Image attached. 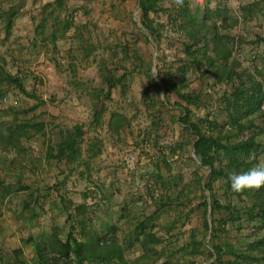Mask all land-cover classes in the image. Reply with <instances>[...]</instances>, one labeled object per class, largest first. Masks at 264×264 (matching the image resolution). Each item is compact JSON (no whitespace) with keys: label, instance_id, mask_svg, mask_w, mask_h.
<instances>
[{"label":"trees","instance_id":"1","mask_svg":"<svg viewBox=\"0 0 264 264\" xmlns=\"http://www.w3.org/2000/svg\"><path fill=\"white\" fill-rule=\"evenodd\" d=\"M136 1L142 27L151 43L158 44L161 32L156 26L155 15L164 0ZM4 2L8 6H3ZM20 2H0V27L5 28L6 36L17 18L15 8ZM187 4L188 0L180 10L172 6L168 17L180 35L184 57L177 68V75L175 78L172 76L174 80L162 77L160 84L166 97L172 95L176 98L175 105L181 108L177 118L182 128L193 135V164L187 166L192 174L190 182L181 184L183 177L178 172L181 164L177 165V174L173 176L176 181L163 177L159 172L154 173L147 182L150 186L146 185L153 206L142 207V210L150 211L149 214L140 219L136 202L126 203L119 209L122 222L111 221L103 231L93 224L94 214L100 205H90L86 200L89 195H95L94 192L81 193L82 200L79 202H74L57 185L50 187L51 190L48 189L43 196L38 191L28 192L26 204H39L41 196L57 200L59 212L64 214V222L68 224L64 240L60 238L61 227L55 224L37 238L26 240L33 245L34 264H179L181 261L174 256L178 254L182 258L185 251L187 257H191L186 264H202L209 259L211 264H264V187L236 193L231 190L228 179L231 173L246 171L264 160V71L241 61L240 39L233 34V27L227 25L228 21L218 23L215 10L205 9L201 13L197 8L190 11ZM92 27L95 25L89 26L87 21L77 19L75 10H69L65 0H53L42 6L41 18L34 25L33 40L43 42L46 53L61 57L57 42L69 37L71 44L62 56L68 69L75 74L76 61L88 59L101 47L92 35ZM122 51L123 54L128 53L127 48ZM140 63L134 66L140 67L142 61ZM119 66L123 71L118 74L107 65L99 67L101 83L91 93L93 112L89 123L61 128L56 138L49 137L44 149L47 158L64 160L65 164L81 163L89 171V159L99 154L102 146L100 140H96L86 149L82 148L89 131L105 130L108 137L118 144L125 143L128 133L133 134L131 119L124 106L108 107L113 89L120 88L125 96L128 91V72L126 67ZM189 71L208 87L222 88L218 99L221 104L215 110L201 115L190 109L191 106L208 108V101L202 98V91L186 90ZM24 81L25 77L19 73L13 74L4 68L0 70L1 90L13 86L24 96L39 100L34 89H26ZM74 84L79 86L81 82L75 81ZM2 97L0 94V99ZM3 110H7L3 113H8L11 107ZM31 110L13 113L15 120L8 125L0 123V143L5 153L24 157L30 152L24 146L26 141L44 130L43 122L17 119V114H26ZM171 150L170 153L175 151ZM83 151L88 154L87 159L81 157ZM162 159L161 164L168 171L170 163L167 155L164 154ZM201 168H205V173L201 172ZM216 181L218 187L214 184ZM205 190L209 192L208 196ZM171 194H175L173 198ZM190 194L200 199L198 206L203 208L202 224L201 228L192 225L188 229V239L180 243L178 239H172L170 231L176 223L183 228L185 218L188 219L182 200L186 196L188 200ZM166 217L172 219L162 223ZM198 233L201 236L197 237ZM206 236L209 237L207 248L202 240ZM224 254L228 256L226 261L222 260ZM0 264H5L3 258Z\"/></svg>","mask_w":264,"mask_h":264},{"label":"crops","instance_id":"2","mask_svg":"<svg viewBox=\"0 0 264 264\" xmlns=\"http://www.w3.org/2000/svg\"><path fill=\"white\" fill-rule=\"evenodd\" d=\"M108 1L116 5L120 3V6L126 7L127 11H129V7L131 6L137 7L136 0ZM46 2L42 3V5ZM213 3L215 7L212 10L217 12V22L221 23L222 21V23L225 24V21H228L227 25L233 27V34L240 39L239 56L240 59H242L241 61L247 66L256 65L264 71V0H239L240 6L238 10H233V8L229 7L228 0H213ZM76 18L81 20L79 16ZM231 22H233L232 25H230ZM121 31H119L114 38L107 37L108 33L105 35L103 34V37H101V28L92 27V35L95 40L100 42L101 46L109 45L104 44L107 42H119L120 45L123 44L126 40L124 39L125 37L120 34ZM138 31L139 29L133 30V32ZM33 33L34 27H11L9 34L6 36L5 28L0 27V70L4 68L13 74L19 73V75L25 77L24 82L26 89H34L36 91L35 93L39 96V100H36L22 95L20 101L23 99L25 103L27 102L25 109L31 108L32 110L28 111L26 114H17V119L43 122L45 125L43 130L45 135H43V131H41V133L35 134L24 144L30 151L26 153L24 157L15 156L12 152L5 153L0 143V241H12L10 248L0 247V259L3 258L5 264H34L35 251L33 245L27 243L26 240L28 238H37L40 233L47 232L53 224L61 227L62 233L60 238L62 240L65 239L68 231V224L64 222V214L59 212L60 207L58 201L54 199L50 200L48 196L45 198L42 197L43 194H47L50 187L57 185L59 190L66 192L74 202L82 200L81 193L85 191L94 192L95 195H89L86 200L90 205L94 203L100 205L98 208L99 210L94 214L93 224L96 229L103 231L106 230L108 223L111 221H118L119 224L122 222L119 209L126 203L136 202L138 207L137 215L140 219H142L144 214H149L150 211L142 210V207L145 208L146 205H151L153 202V199L147 194L146 185L148 184L147 182H149L148 179L152 177L154 173L159 172L163 177L174 180L175 178L173 176L176 175L178 171L176 168L171 167L167 171L161 164L163 156L158 155L141 157L136 167L129 168L127 166V168L116 155L110 157V154L104 153L102 144L101 152L90 158L88 162V178L91 180V184L85 189L79 190L77 194H74L75 191L73 189H75L76 181L79 180L78 174L81 176L87 175L85 172L87 167L81 163L65 164L64 160L47 158L44 152L46 142H48L49 138L47 129L48 122H50V120L56 121L59 113L57 106H54V101L58 99L59 91L47 92L48 90L45 84L48 82L47 78L49 72L45 71L44 66L48 67V65H50L49 61H51L57 72L61 74H64L63 72L66 73V76H64L67 78V83L74 93L80 94L81 90L80 85L75 86V79L68 73V65L65 63L67 61L64 60L62 56L64 54L63 52L70 46L71 40L69 37L58 40L57 45L59 55L61 56L59 57L46 53V45L38 40L34 41ZM141 33L140 37H137V43L142 42V40L151 43V39L146 31L142 30ZM120 35L122 37H120ZM133 35L131 34L130 37ZM128 40L127 38V43L130 41L132 42V40L134 41V39ZM42 45H45V47ZM24 56L26 57L25 60H23ZM31 57L38 58L40 66H35L38 61H30ZM53 57L56 58L54 59ZM131 59L132 61L134 59L138 60L136 57ZM46 62L48 64H46ZM134 64L131 67L132 69ZM126 71L130 73V70L127 68ZM186 77H188V73ZM1 87L2 86H0V88ZM1 91L3 92L1 93ZM11 92L19 93L13 86L4 87L3 90L0 89V94L3 95L0 99V109L3 110L11 107L8 113H3L7 110H0V123H3V125H8L13 122L15 120V114L13 113L23 110L24 108L21 106L22 102L19 103L13 98ZM19 94L21 95V93ZM15 98H17V96ZM91 102L93 104V99H91ZM58 107H60V105ZM90 118L87 123H89ZM103 133L108 136L105 130ZM129 134L130 133H128V135ZM91 140L92 139H84L83 143H87L86 145H88L96 140H100L101 143L104 142L103 138L99 136L93 137V141ZM110 140L114 146L120 148L129 145H137V140L133 134L130 138L128 137L125 139V143L118 144L114 143L113 139ZM172 154L174 158H178L176 151ZM87 155L88 154L83 151L81 157L87 159ZM188 156L189 164L191 165L193 164L191 159V157H193L192 150ZM174 160L177 162V159ZM81 166L83 168L82 170ZM185 167H181L178 171L183 177L181 181L183 185L190 182L192 176L189 172V168ZM204 169L205 168H203V170ZM6 175H8L9 178ZM215 183H217L216 187H218V181ZM148 185L150 186V184ZM31 191H38L42 195L39 204L34 205L33 202L26 204L27 201L25 198L27 193ZM93 195L94 197L91 198ZM174 195L171 194L170 196L172 197ZM196 199L199 198H193L192 194H190L188 200L187 196L182 200L186 205L184 206V213L188 214V219L185 218L183 228L180 227V223H176L174 229L170 231L172 239H178L180 243L188 239V229L193 225L191 209L193 207V201ZM171 219L172 217H166L162 223H165L166 220V222H168ZM176 247L174 248L176 249ZM183 256L184 257L180 258L181 256L178 257V254H176L174 259L178 258V260L186 264L187 260H190L191 257H187L186 251ZM181 262L179 264H181Z\"/></svg>","mask_w":264,"mask_h":264},{"label":"rangeland","instance_id":"3","mask_svg":"<svg viewBox=\"0 0 264 264\" xmlns=\"http://www.w3.org/2000/svg\"><path fill=\"white\" fill-rule=\"evenodd\" d=\"M46 1L50 2L53 0H21L20 3H17V7L15 8L17 18L14 21L13 27H34L41 18L42 6L44 5L42 3ZM65 4L69 10H75L76 17L79 16L84 22L87 21L89 26L94 24L95 27H100L101 37H103V34L108 33L107 37L114 38L122 30L120 34L125 37L124 39L126 41L121 45L119 42L104 43L109 45L101 46L88 59L77 60V70L73 74L75 76L72 75L69 69L68 73L71 74L73 79L81 82L80 94H76L71 90V87L67 83L65 72H63L64 74L57 72L51 61H49V69L43 63L45 71L49 72L48 82L45 84L48 90L47 92L59 91L58 99L54 101V106H57L59 113L56 121L50 120L48 122L47 129L49 137L51 139L56 138V133L61 128L71 127L77 123H87L93 110V104L91 102L93 98L90 94L101 83L99 67L107 65L118 74L123 71L122 67L119 66L121 65L130 70V73H128V91L125 96L122 95L120 88L113 89L111 93L112 101L108 103V107L122 108L124 106L125 112L132 119L131 129L133 136L137 140V145H129L121 148L114 146L109 137L100 129H92L85 136V139H92L91 141H93V137L96 136L103 138V152L110 154V157L116 155L125 164V167H136L139 159L141 157L144 158V156H163L166 154L171 163V168H176L180 164L182 168L185 165V168H187L190 163L188 154L191 151L193 135L182 128L177 118L181 108L175 105L176 98L172 95L166 97L163 92V87L160 84L162 77H166L171 81L174 80L177 75V68L180 66L181 60L184 57L180 44V35L175 30V27L170 24L168 18L170 13H172L171 0L160 2V10L155 15L157 24L155 25L160 27L159 31L161 32V38L158 44L147 43L144 40L137 43V37H140L142 30L145 31V29L139 21V10L135 6L129 7V11H127L126 7L120 6V3L116 5L108 0H65ZM3 6H8L7 2H4ZM134 28L139 29V31L133 32L135 30ZM131 34L134 35L130 37ZM121 35L120 37H122ZM127 38L129 40L134 39V41L132 40V42L127 43ZM124 48L128 49V53L123 54L122 50ZM113 53H116V55ZM134 54L137 55V58L141 59L142 65L140 67L134 66L132 69L131 67L134 63L136 65L141 64L139 59H134V62L132 61L131 58L136 57ZM25 59L26 57L24 56L23 60ZM31 60L38 61V58L31 57ZM65 63L67 64V62ZM46 64L48 63L46 62ZM36 65L40 66V62L38 61ZM168 73H170V76ZM186 81L188 83L186 90L202 91V98L208 101L207 105L209 109L207 107L197 109L191 106L190 109L193 112L204 115L207 111L215 110L221 104L218 100L221 93L220 89H222L220 86H216L214 89L208 87L206 83L195 78V74L190 71L188 72ZM19 93L13 92V98L19 103L22 102L21 106L25 109L27 102L25 103L23 99L20 101L23 94L20 95ZM16 96L17 98H15ZM59 105L60 107H58ZM128 137L130 138L131 135H127ZM86 144H82L84 149H86ZM172 148L177 152L178 158H174V155L170 153ZM174 159H177V162ZM201 169V172L205 173V169ZM85 172L87 174L85 176L78 174L79 180L76 181L75 189H73L75 191L74 194H77L79 190L85 189L91 184V180L88 178L89 172L87 170ZM6 176L8 177V175ZM215 186H217V183H215ZM204 193L207 196L209 195V192L206 190ZM198 201L199 199L193 201L191 213L193 225L201 228L203 208L198 206ZM229 229L231 231V227ZM199 236L201 234L198 233L197 237ZM208 239V236L202 239L205 247ZM11 244L12 241H0L1 248H10ZM227 259L228 256L224 254L222 260L226 261ZM210 261L212 260L209 259L202 264H208Z\"/></svg>","mask_w":264,"mask_h":264},{"label":"clouds","instance_id":"4","mask_svg":"<svg viewBox=\"0 0 264 264\" xmlns=\"http://www.w3.org/2000/svg\"><path fill=\"white\" fill-rule=\"evenodd\" d=\"M185 2L186 0H171V6L180 10L185 7ZM187 6L190 11H195L198 8L202 13L205 9H214L215 4L213 0H188ZM228 6L233 8V10H238L240 6L239 0H228ZM228 179L231 190L236 193L246 190H259L264 187V160L246 171L231 173Z\"/></svg>","mask_w":264,"mask_h":264},{"label":"built area","instance_id":"5","mask_svg":"<svg viewBox=\"0 0 264 264\" xmlns=\"http://www.w3.org/2000/svg\"><path fill=\"white\" fill-rule=\"evenodd\" d=\"M262 112L264 113V104H263V106H262Z\"/></svg>","mask_w":264,"mask_h":264}]
</instances>
